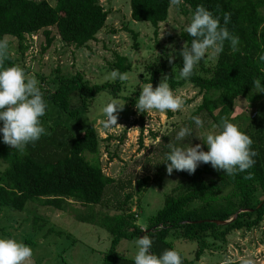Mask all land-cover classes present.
<instances>
[{
    "label": "trees",
    "instance_id": "16d2710c",
    "mask_svg": "<svg viewBox=\"0 0 264 264\" xmlns=\"http://www.w3.org/2000/svg\"><path fill=\"white\" fill-rule=\"evenodd\" d=\"M129 3L130 19L149 23L156 37L159 25L168 17L170 0H130ZM182 3L193 13L198 5H203L220 18L222 26L223 14L231 13L226 26L230 33L239 37L238 51H232L230 42L226 41L215 64L203 70L195 69L189 79L176 78L175 73L180 72L183 59L175 62L177 71L157 64L151 68L147 82L155 83L158 76L164 74L172 91L185 83L197 88L201 101L189 117L190 125L195 124L193 116L201 118L203 127H215L219 132L221 128L218 125L223 119L237 125L253 140L252 148L258 152L254 157V167L248 170L254 173V178L244 179L246 172L229 176L222 170H215L210 163H201L194 174L177 171L182 179L166 194L162 207L148 217L145 229L136 224V215L129 206H125L131 194L125 196L124 202L116 204L119 210L125 208L123 212L114 215L95 213L92 207L101 205L107 189L116 186L118 181L105 175L101 168L100 139L94 126H87L81 135H73L65 121L57 117L64 114L73 119L84 113L99 92L109 91L116 95L120 81L91 84L79 74L66 80L60 78L54 91L43 92L48 107L53 106L56 110V122L34 145H27L21 153L4 144L0 132V162L5 164L0 171V208L21 212L29 202L64 212L73 203L87 207L86 215H77L78 220L104 228L110 235V246L104 252L101 264H135V258L126 257L118 248L122 240L136 242L143 231H146L143 235L152 238L151 251L157 256L165 250L178 251L173 242L167 240L169 236L195 242L196 250L191 260L178 252L182 264H196L205 252L216 243H224L233 231L250 230L264 220V93L258 92L253 84L259 79L264 86V61L259 60V55L264 54V0H182ZM107 18L108 12L100 0H55L54 5L45 0H0V40L13 37L21 49L26 35L41 31L45 36V50L54 41L50 30L54 28L66 46L78 50L95 41ZM123 30L131 33L134 39L132 46L137 49L138 33L126 27ZM181 37L187 46L191 45L193 38L189 34L182 33ZM113 57L112 71L125 73L130 70L131 62L127 57L117 53ZM14 65L15 59L9 51L5 67ZM239 98L246 99L249 104L261 103L257 113L243 126V117L233 116ZM46 115L41 117V121L46 122ZM140 124L142 127V118ZM192 136L197 138V133ZM142 139L141 129L140 143ZM172 143L180 146L177 140ZM196 144H201L204 151L208 150L204 139L198 138L193 146ZM164 147V160L154 176L158 181H161L159 174L166 170V163H170L166 162L170 149L168 145ZM151 181L153 179L148 176L137 181L135 195L138 200ZM240 210L244 211L227 225L210 222L229 220ZM56 234L60 235V232ZM233 264H241V260L233 261Z\"/></svg>",
    "mask_w": 264,
    "mask_h": 264
},
{
    "label": "rangeland",
    "instance_id": "374dc122",
    "mask_svg": "<svg viewBox=\"0 0 264 264\" xmlns=\"http://www.w3.org/2000/svg\"><path fill=\"white\" fill-rule=\"evenodd\" d=\"M45 1L51 5L55 3V0ZM129 1L100 0L104 10L108 12V18L105 27L96 35L95 41L89 42L86 48L76 50L66 46L54 28L50 29L54 41L45 50V36L41 31L26 35L21 49L18 48L15 38L5 39L9 42V51L16 65L36 78L42 92L54 91L60 78L66 80L79 74L91 84H113L114 81L110 79L113 54L117 53L129 59L131 68L126 72L129 79L119 82L116 95L109 91L99 92L94 101L87 105L84 113L73 119L60 114L57 119L65 121L73 135H81L87 126H94L100 139L101 168L105 175L118 181L116 186L107 189L103 203L93 206V211L108 215L123 212L125 208L119 210L116 204L124 202L125 196L131 194L125 206H129L136 215V224L145 229L148 217L162 207L166 194L182 179L180 173L174 170L171 175H168L166 170L160 173L161 181L154 177L165 157L164 145L176 141V135L183 127L193 130V134L197 133V138L190 136L184 141H178L180 146L184 147L188 144L193 146L198 138L205 140L207 134L219 131L215 127L190 125L189 117L201 101L199 90L191 83H185L173 90L174 94L184 101L183 108L177 112L161 113L152 110L141 113L137 110L136 101L142 85L148 83L151 68L159 64L177 71L175 62L183 59L179 52L186 45L181 34L186 33L185 28L191 23L194 13L183 3L179 7L170 6L168 17L159 25L155 37L153 27L149 23L134 22L130 19ZM123 27L138 33L137 49L132 46L134 39L131 33L124 31ZM211 51L210 49L205 60L196 67L197 70L210 68L215 64L217 56L212 57ZM170 55L175 57L172 63H169ZM179 73H175L177 79ZM165 77L164 74L159 75L157 81L152 83L153 87H157ZM113 100L125 105L119 112V126L105 129L103 124L107 117L103 109ZM235 105L233 116L243 117V126L249 117L257 113L261 103L249 104L246 99L239 98ZM168 112L171 115H168ZM55 113V108L49 106L46 122L42 121L47 132L50 126H55ZM141 129L143 139L140 143ZM85 155L88 159L91 158L88 154ZM4 167L5 164L0 162V171ZM145 176L153 181L138 200L135 195L136 183ZM87 212V207L78 203H73L67 212L30 202L21 212L1 207L0 238H12L31 247L34 264H101L103 254L110 246V235L104 228L78 220L77 215H86ZM56 232H60V235ZM167 240H171L175 249L184 257L189 260L193 258L195 242L184 241L175 236H169ZM118 250L131 258H135L138 252L136 242L126 240L120 242ZM226 257H231L232 261L251 258L255 260V264H264V220L250 230L233 231L224 243H216L196 264H220Z\"/></svg>",
    "mask_w": 264,
    "mask_h": 264
},
{
    "label": "clouds",
    "instance_id": "9594fccd",
    "mask_svg": "<svg viewBox=\"0 0 264 264\" xmlns=\"http://www.w3.org/2000/svg\"><path fill=\"white\" fill-rule=\"evenodd\" d=\"M182 0H170V6L179 7ZM231 13L223 14L224 25H221L219 17H215L211 11L203 5H198L191 23L185 28V32L193 39L190 46L184 45L179 55L183 58V66L179 73V79H189L194 75L196 67L205 60L209 50L215 57L224 50L225 42H230L232 51H238L239 37L230 33L227 24L230 22ZM174 56H169L172 63ZM9 59V42L0 40V132L3 134V143L23 153L27 145H34L47 130L43 126L41 117L46 115L47 103L44 93L38 86L34 76L25 72L18 66L5 67ZM259 60L264 61V54L259 55ZM110 79L125 82L129 79L128 73L113 70ZM258 92L264 93L261 81H253ZM125 105V104H124ZM124 105L118 101L109 102L103 109L107 119L103 127L109 129L119 126V112ZM184 101L175 95L165 77L157 87L152 83L143 84L136 101V108L141 113L157 110L161 113L171 111L173 113L182 109ZM197 127H203V121L198 116L192 117ZM218 127V133L206 135L204 143L208 150L204 151L201 144L187 147L169 143L170 151L166 154V171L171 175L173 170L186 171L194 174L201 164H211L217 170L235 177L239 173H247L243 178L253 179L254 173L248 171L253 168L256 161L254 157L258 152L253 150V140L238 126L223 119ZM192 130L183 127L176 135L177 141H184L192 135ZM138 252L135 255V264H182L180 253L174 249L165 250L162 255L152 253L153 240L149 235H143L137 239ZM33 250L22 242L12 238H0V264H34ZM222 264H233L231 257H226ZM241 264H255V260L245 258Z\"/></svg>",
    "mask_w": 264,
    "mask_h": 264
},
{
    "label": "water",
    "instance_id": "95a60500",
    "mask_svg": "<svg viewBox=\"0 0 264 264\" xmlns=\"http://www.w3.org/2000/svg\"><path fill=\"white\" fill-rule=\"evenodd\" d=\"M244 210H240V211H238V212H236L235 214H234V216L232 217V218H230L229 220H211L210 222H212V223H214V224H216V225H221V226H224V225H227V224H229V223H231V222H233L234 220H236V218H237V216L239 215V213H241V212H243ZM144 233H146V231H143V234ZM142 234V235H143ZM142 235H140V237L142 236Z\"/></svg>",
    "mask_w": 264,
    "mask_h": 264
}]
</instances>
